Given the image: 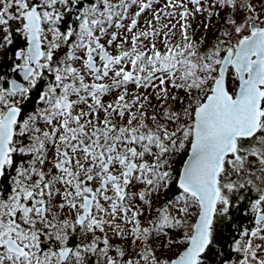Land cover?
<instances>
[{"label": "snow or ice", "instance_id": "6c2138e0", "mask_svg": "<svg viewBox=\"0 0 264 264\" xmlns=\"http://www.w3.org/2000/svg\"><path fill=\"white\" fill-rule=\"evenodd\" d=\"M0 65V264H264V0H0Z\"/></svg>", "mask_w": 264, "mask_h": 264}, {"label": "flooded vegetation", "instance_id": "af4514ba", "mask_svg": "<svg viewBox=\"0 0 264 264\" xmlns=\"http://www.w3.org/2000/svg\"><path fill=\"white\" fill-rule=\"evenodd\" d=\"M4 66L3 65H0V68H3ZM9 75L11 76L12 74L11 73H9Z\"/></svg>", "mask_w": 264, "mask_h": 264}, {"label": "rangeland", "instance_id": "374dc122", "mask_svg": "<svg viewBox=\"0 0 264 264\" xmlns=\"http://www.w3.org/2000/svg\"><path fill=\"white\" fill-rule=\"evenodd\" d=\"M184 155H186V153H185ZM184 155H182V156L180 157V159H183V158H184Z\"/></svg>", "mask_w": 264, "mask_h": 264}]
</instances>
